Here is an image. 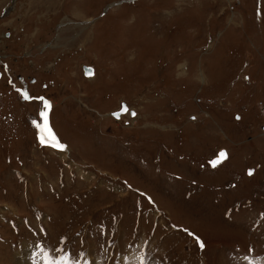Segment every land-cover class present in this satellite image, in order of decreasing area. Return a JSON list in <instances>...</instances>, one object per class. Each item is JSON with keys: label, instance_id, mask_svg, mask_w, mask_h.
<instances>
[{"label": "rangeland", "instance_id": "1", "mask_svg": "<svg viewBox=\"0 0 264 264\" xmlns=\"http://www.w3.org/2000/svg\"><path fill=\"white\" fill-rule=\"evenodd\" d=\"M3 6L39 95L0 98V264H264V0Z\"/></svg>", "mask_w": 264, "mask_h": 264}, {"label": "flooded vegetation", "instance_id": "2", "mask_svg": "<svg viewBox=\"0 0 264 264\" xmlns=\"http://www.w3.org/2000/svg\"><path fill=\"white\" fill-rule=\"evenodd\" d=\"M6 7L7 6H3L2 11L0 10L1 11L0 18H2L1 20L5 22V23H1L2 26H5L6 23L10 21V19L4 18V16L7 14L6 11H8L6 10ZM23 31H22V34H24ZM17 36H19V34ZM12 39H13V36L10 31H3L2 33H0V48L3 46L4 43H11L10 40ZM15 71L12 70L11 64L9 60L7 59V57H5L0 52V92L2 93V95H0V98L4 97V93L7 90L6 88H9L10 93L14 94L24 104V101L22 100V93L24 92L27 85L31 87L32 84H34L36 80L35 78H32L29 80V82L26 81V79L24 78V75L26 73H22L26 71V68L21 73H18L20 72V69H15ZM10 93L8 94V98H14ZM30 93L31 95H33L32 90L30 91ZM18 106L15 107L17 109L15 110L13 107H10V105L7 106L5 103L4 107L6 108L9 107L8 109H10V112H8L7 115L3 116V120H5L6 122L14 121V118H15L14 112L17 111V114H18L17 118L19 121V117L21 118V115L18 112L19 110H22V107L19 108ZM20 128H17V129L20 130Z\"/></svg>", "mask_w": 264, "mask_h": 264}, {"label": "snow or ice", "instance_id": "3", "mask_svg": "<svg viewBox=\"0 0 264 264\" xmlns=\"http://www.w3.org/2000/svg\"><path fill=\"white\" fill-rule=\"evenodd\" d=\"M23 98L25 100L31 99V97H29L26 93L23 94ZM43 107H44L45 111H42L40 113V116H41V119L44 121V125H43V127H41L40 124H36V127L38 129H40L41 132L47 133V139L44 136H41L40 142H41V144H49L54 149H58V150L62 151L65 146L59 143V141L56 139L55 135L52 134L51 129L48 128V124H47L48 112H47V110L50 108V104L47 101H45L43 104ZM124 111H127V108H125ZM133 115H135V113H133ZM220 155L225 156L224 153H221ZM213 166H215V164ZM251 174L252 173L249 172V175H251ZM189 234L191 235V233H189ZM200 246L203 247V244L200 243ZM46 264H53V262L46 258ZM57 264H67V259L65 258L63 261L57 262Z\"/></svg>", "mask_w": 264, "mask_h": 264}, {"label": "bare ground", "instance_id": "4", "mask_svg": "<svg viewBox=\"0 0 264 264\" xmlns=\"http://www.w3.org/2000/svg\"><path fill=\"white\" fill-rule=\"evenodd\" d=\"M111 115V114H110Z\"/></svg>", "mask_w": 264, "mask_h": 264}]
</instances>
